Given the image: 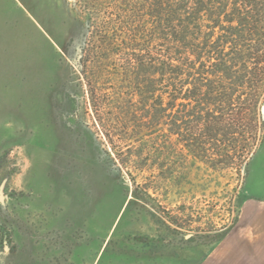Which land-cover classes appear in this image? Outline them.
I'll use <instances>...</instances> for the list:
<instances>
[{
    "label": "rangeland",
    "instance_id": "obj_1",
    "mask_svg": "<svg viewBox=\"0 0 264 264\" xmlns=\"http://www.w3.org/2000/svg\"><path fill=\"white\" fill-rule=\"evenodd\" d=\"M161 1L0 0V264H203L237 222L264 140V0H213L221 34L180 43L160 21L197 1ZM195 9L181 24H210ZM232 21L214 74L188 47L207 59Z\"/></svg>",
    "mask_w": 264,
    "mask_h": 264
},
{
    "label": "trees",
    "instance_id": "obj_2",
    "mask_svg": "<svg viewBox=\"0 0 264 264\" xmlns=\"http://www.w3.org/2000/svg\"><path fill=\"white\" fill-rule=\"evenodd\" d=\"M170 0H167L165 2H167V4H169ZM197 2L194 4V6L188 5V2L186 4V2L184 4H181L182 7L179 11H177L175 5H168V8L170 9V16L167 18L166 21H160V34L161 37L164 36V38H169L172 35H174L177 40L178 43L181 42L182 38L183 40H189L187 37L188 35L191 38H194V36H199L198 34H203V30L207 31L206 35L204 36L207 39V42H211V39L213 37H215L217 34H221L220 30L223 29V25L220 23V21H218L219 19H216L217 13L220 12L218 8H216V6H213V0H209L208 3H205L204 0H196ZM80 2H82V4H89V0H80ZM164 0L161 1V4H159V6L165 8L163 6V4H165ZM198 5L199 7V14L202 12V5L204 8H206V11L208 12L207 14H209L210 16V24L208 25H204V23H200L198 21H196L195 23H188L185 21V23L182 25L181 23L184 21V15H181L182 11L186 12L189 16L190 12L191 15L192 14H196L198 12H196L195 7ZM85 6V5H84ZM166 10V8H165ZM218 10V11H217ZM178 12H181L180 15ZM245 24H250V21H246L243 20ZM180 24V25H179ZM250 29L249 31H258V29H253L252 25H249ZM114 28H116V26H114ZM190 28H193V30L195 32H191ZM236 27H233V21L229 22V29L226 32V36H229L230 38H226V40H218V44H216V46L213 47H209V52H208V57L207 59L202 58L201 54L203 52V49H201L199 46H195L192 45V47H188V49L190 50V53H196L198 54V62H201L202 65H204V67H208L211 69V71L215 74V71L218 72L220 70V66H224L226 65V63L228 62V59L230 58L229 55L230 54H235V52H237V49H239V47L241 45L238 44V41H236L235 39V35H234V31H235ZM206 29V30H205ZM113 31H117L118 32V28L116 29H112ZM197 31V32H196ZM158 32V29H157ZM167 32V34H166ZM119 33V32H118ZM121 33H124V31H122ZM163 35V36H162ZM193 36V37H192ZM255 36V35H254ZM259 36V35H256ZM233 37V38H232ZM257 42H259L258 45H260V50H256L258 48H251L249 52V55H251V60H252V64L254 66L257 67L258 71L262 70V66H264V60H262V57H264V43L261 42V36L257 37ZM256 42V41H255ZM177 44V43H176ZM215 45V44H214ZM180 47V46H179ZM182 48V47H181ZM175 55V53H173ZM182 55V54H181ZM201 57V58H200ZM216 57V58H215ZM164 66L169 67L170 69H173L172 71L177 74V76H179L182 72V74L180 76H183L185 74V71L187 69V66L189 65L188 62L183 61L180 57V59H172V61L168 64H166L165 62H163ZM210 66V67H209ZM186 67V68H185ZM262 73H264V69L261 71ZM86 74V73H85ZM179 76V77H180ZM180 83H172V89L171 92L173 93V95H175L174 97L176 99H182V100H190V98H192L191 96V92H189L188 90H186V85L187 83L184 82L183 79H180ZM183 81V83H182ZM210 89L212 91V93H210L211 96L214 95H218L219 93L217 92L218 89L216 87V84H210ZM170 92V94H172ZM167 94H169V92H167ZM202 95V89H201V85H197L195 90L193 91V97H198ZM228 96L230 97V95L228 94ZM91 100L92 103L94 104L95 110L97 112V110H99L100 107V103L97 100V91L95 89H93L91 91ZM200 102V100L198 101ZM98 113V112H97ZM243 112L240 113V116L242 115Z\"/></svg>",
    "mask_w": 264,
    "mask_h": 264
},
{
    "label": "crops",
    "instance_id": "obj_3",
    "mask_svg": "<svg viewBox=\"0 0 264 264\" xmlns=\"http://www.w3.org/2000/svg\"><path fill=\"white\" fill-rule=\"evenodd\" d=\"M4 1L30 14L21 0ZM244 190L237 222L203 264H264V140L249 160Z\"/></svg>",
    "mask_w": 264,
    "mask_h": 264
},
{
    "label": "water",
    "instance_id": "obj_4",
    "mask_svg": "<svg viewBox=\"0 0 264 264\" xmlns=\"http://www.w3.org/2000/svg\"><path fill=\"white\" fill-rule=\"evenodd\" d=\"M4 200V197H3V195H1V201H3Z\"/></svg>",
    "mask_w": 264,
    "mask_h": 264
}]
</instances>
